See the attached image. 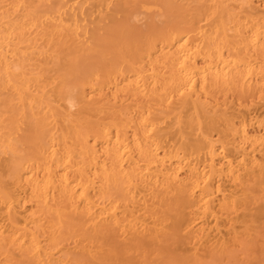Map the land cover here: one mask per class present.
<instances>
[{"label": "bare ground", "instance_id": "1", "mask_svg": "<svg viewBox=\"0 0 264 264\" xmlns=\"http://www.w3.org/2000/svg\"><path fill=\"white\" fill-rule=\"evenodd\" d=\"M261 236L264 0H0V264Z\"/></svg>", "mask_w": 264, "mask_h": 264}, {"label": "rangeland", "instance_id": "2", "mask_svg": "<svg viewBox=\"0 0 264 264\" xmlns=\"http://www.w3.org/2000/svg\"><path fill=\"white\" fill-rule=\"evenodd\" d=\"M154 242H151V244L153 243L152 246H150L151 245L150 242L148 243V247L150 249H152V247H153V249L157 248V250L163 252L164 255L172 256V258H174V259L175 258L177 259L180 256L178 253H181V252L177 251L178 253H176L174 251L175 245H173L171 243L167 244V245H162V244L158 243L160 246V249H161L160 250V249H158L159 246L158 247L156 246V245H158L157 242H155L156 244ZM146 246L147 245H145V247H143V249H145L146 251H149L150 249L147 248ZM147 249H149V250H147ZM151 251H153V250H151ZM176 254H178V255H176ZM184 254H186L185 251H184ZM184 254L181 253V255H182L181 259L183 258L184 262H180L181 260L180 261L177 260L179 262L174 261L175 263H173V264H195L194 262L188 263L186 261V259H188V257H187L188 255L184 256ZM188 254H191V252ZM121 255L122 254H118V258L116 259V264L117 263L118 264H132V263L136 264V262H137V264H139V260L137 259L136 256L131 255L130 258L132 257V260H130L127 257L125 258L123 255L122 256ZM203 256L205 257V255H201L200 257H203ZM203 258H202V264H264V236H261L253 244L252 247L248 248L247 250L244 249L243 251L238 252V254H235L234 256L225 255L224 257H216V258L206 257L204 259ZM178 259H180V257Z\"/></svg>", "mask_w": 264, "mask_h": 264}]
</instances>
